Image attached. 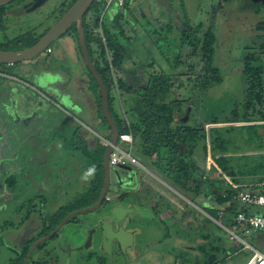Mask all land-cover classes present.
I'll return each instance as SVG.
<instances>
[{
	"label": "rangeland",
	"instance_id": "rangeland-1",
	"mask_svg": "<svg viewBox=\"0 0 264 264\" xmlns=\"http://www.w3.org/2000/svg\"><path fill=\"white\" fill-rule=\"evenodd\" d=\"M168 1L171 10L178 15H172L168 21L166 20V23L162 25L163 29L161 30L163 32H157L161 30L156 29L153 25L154 21L148 16L149 20L138 15L134 10L137 7L136 3L129 5V9H133L135 13H130L134 22L133 26L120 20L123 36L118 34V29L112 24V16L118 12V7L115 5L101 12L98 26L93 24L91 26L92 33L98 35L104 47L106 44L103 29L106 27L112 35L118 37V41L125 51V64L121 69L114 68L111 70L115 84L111 95L113 98L111 106L113 114L128 122L137 121L141 106L140 100L137 98V90L146 84L147 79L152 74L171 75L174 70L172 64L178 61L180 66L175 70V74L180 76L183 84L180 89L172 90L171 98L184 103V108L187 106L186 104L190 105L189 125H195L198 129L204 128L206 133L212 127L246 125L242 122H229L233 121V111L238 113L239 119L242 115L239 104L243 100L244 91V78L241 76V63L244 55L251 52L255 55V58L264 62V49H259L258 45L261 40L257 39V32L254 30L258 17L253 13L254 11L263 13L264 5L257 3L248 5L247 0H230L227 4H221L220 0ZM25 4L27 8L23 10L18 8ZM71 4L72 0H23L15 3L16 6L11 5L13 6L12 13L5 20V25H8L11 29L10 37L13 38L20 34L19 39L21 40L11 42L9 49L23 50L27 48L54 25L60 12L63 14ZM147 12L145 10V14ZM91 13L90 9L85 14V18L90 19ZM53 15L57 18L55 19ZM188 27H191V31L186 32L188 37L186 43L196 37L202 39L208 30L214 31L217 38L214 64L220 70L222 81L203 94L199 91L196 83L190 80L194 77L193 75L199 72L201 63L198 59H191V47L187 44L182 46L180 40L181 34ZM4 28L7 27L4 26ZM0 29V35H2L3 27ZM66 35L67 33L51 45L50 53L44 52L39 56L40 58L35 62L39 61L41 64L39 62L38 64L26 62L23 71L29 73L34 70L50 69L53 72H61V78L64 82L67 77L62 72L68 68L76 74L75 78L77 76L79 78L77 77V79L69 82L68 89L62 91V93L69 95L70 99L81 108H72L67 99L61 98L56 93L50 94L47 89L45 90L48 84L60 81L57 75L46 74L44 84L32 77H25L20 82L13 77L0 79V82L3 81L2 87H10L13 90L11 86L19 84L23 90H27L30 96H33L32 101H35V99L40 100V103H31V106L22 104L17 106L16 109L5 108L1 105V102L6 99V94H0V130L3 134L5 133L4 140L2 142L0 140V142L4 153L11 154L12 151H15L19 155L18 166H15L19 167L20 164L23 168L27 167L28 174L25 176H30V180L36 183L34 188L26 187V190L29 189L27 192L28 197L40 194L39 191L34 190L37 188L46 198L42 212L44 217H49L60 208L63 209L64 213H67L66 206L74 204L78 198L80 199L81 196H84L87 192L89 193L96 174L100 177L99 183L102 182V171L100 168L98 170L94 169L89 155H91L90 152L93 149L91 146L96 142L105 146L109 141L105 139L108 138L106 125L101 126L98 120L100 110L98 109L97 112L95 101H99V92L93 82L89 83L90 79L83 66L78 39L74 34ZM90 50L95 58H99L101 49L97 43L91 44ZM105 56L107 61L110 62L111 54L108 50H106ZM19 65L20 63L15 65L16 68L14 69L8 68L10 70L6 73L15 75V69H18ZM120 79L125 83L124 89L118 86V80ZM88 85H91V88H88ZM178 85V82H175V86ZM236 104L239 106L237 107ZM261 111L264 112V103ZM213 120L219 122V124H209ZM253 120H256V118L254 117ZM74 130L77 131L79 137L74 136ZM258 133L262 134L263 132L259 129ZM11 138H17L18 142L16 144L11 143L9 146L8 141ZM81 138L88 141L87 146H85L86 152L82 151L80 143L77 144V141ZM128 139L129 142H126V144L119 142L118 149L124 154L130 153L138 164L137 162L135 164L128 162L126 166H131L129 170L120 166L110 167V187L107 193L109 200L104 201L98 210L71 219L61 229L56 239L51 238L46 241L43 249L35 250L30 260L39 264H133L131 252L136 246L138 247L137 243L142 247L151 246L161 238L162 233L155 230L153 226L155 223L153 220L157 221V219L154 218L151 210H146L143 207H136V210L133 208L134 214L130 217L127 216L124 225L129 229L133 226L134 228H142L143 233L134 240V245L127 249L126 240L119 241L118 244L111 241L110 223L115 224L118 215L112 214L110 209L118 205L121 206L118 194L127 195L129 192L130 199L134 200L141 192H144L143 194L147 195L145 196L149 199V203L150 201L151 203L155 201L161 203V200L155 198L153 194L161 196L165 200L168 199L171 204L170 212H168L169 216L178 214L176 213L178 211L177 206L185 207L183 215L190 216L192 214V219L198 222V232L195 236L198 238V243L205 245L206 250L236 245L240 250L231 256L226 264H245L252 252L246 250L242 243L230 239L229 234L223 228H226L225 222L220 221L217 216L210 217L201 209L203 205L200 201L211 205L220 214L225 206L217 205L214 198L205 199L200 197V201L199 199L194 201L196 197L191 193L195 185L193 183L194 177L193 180L185 182L187 190L173 187L169 181L160 177L159 173L150 164L148 165L146 161L143 162L141 159L136 158L134 150L132 152L131 136ZM69 141L72 144L75 142L73 147L67 146ZM200 146L199 144L197 147L196 156L199 162L202 163L201 154L199 153ZM262 146L263 148L258 150L255 149V146H248L244 142L236 143L227 155H264V143H262ZM234 148L235 150H233ZM26 155L29 156V160L23 162L21 159ZM166 156L167 154L164 151L162 158L159 160L164 171L168 169ZM153 159L156 161V157ZM243 162H240V164L244 165ZM203 164L205 165L204 176L214 178L220 173L213 165L210 154L207 155ZM8 165L9 163H6V167L0 168V180L7 173ZM231 165H237V162H232ZM89 169H94L92 175L87 180L82 179ZM13 175L10 184L13 189L17 190L21 180H19V176ZM118 179L124 185L122 188L119 186ZM136 184L137 186L134 187ZM126 186L129 187L126 188ZM45 187H47V190ZM145 187H148L151 193H146L145 190L141 191ZM136 188H139L141 192H136ZM125 189L128 191H125ZM17 193L19 192H15V194ZM49 196L53 197L51 199L54 200L53 202L47 200ZM23 199L20 197L17 202H11L8 209L5 206L4 209L0 208V230L3 231L5 216L9 217L12 223L11 226H18L25 220L24 216L28 212L26 213V211H23L24 208L20 210L18 207ZM88 199L80 204L76 203L74 208L84 204L89 205L93 202L90 197ZM130 199L128 198L127 201H131ZM28 205L26 207H29ZM256 210L258 209L255 207H249L250 212ZM116 212L119 214L118 210ZM147 222L153 224L149 223L148 225ZM25 223L20 228L15 227V229L7 231L4 228L5 230L0 236L3 238L4 243V248L0 250L2 253L0 264H8L9 261L17 259L19 255L24 253L29 240L42 236V221L38 218V214L33 213L30 217L27 216ZM159 226L161 224H158L157 227ZM170 229L171 233L174 234V228L171 227ZM203 234L207 238H201ZM243 238L246 243L257 250H261V246L264 245V243L258 241V237H255L254 232ZM1 241L2 239H0ZM6 244L12 245L19 252L12 253L8 251ZM197 253L200 263H202L204 252L198 250ZM213 253L217 254L218 258H222L224 255L223 251Z\"/></svg>",
	"mask_w": 264,
	"mask_h": 264
},
{
	"label": "trees",
	"instance_id": "trees-1",
	"mask_svg": "<svg viewBox=\"0 0 264 264\" xmlns=\"http://www.w3.org/2000/svg\"><path fill=\"white\" fill-rule=\"evenodd\" d=\"M220 1L221 4H227L230 2V0ZM255 1L256 0H247V3L252 4ZM74 2L75 0H72V4ZM115 6L118 7L117 5ZM128 6L129 2L128 0H125L124 4L118 7V12L112 16V24L118 29V34L120 36H123L120 20H123L130 25L134 24ZM90 9L92 11L90 19H86L85 16L83 18V35L85 45L92 63L105 83L108 93L109 111L117 126L119 142L126 144V142L122 141L121 137L131 136L132 152L134 150L136 158L141 159L143 162L146 161L148 165L150 164L159 173L160 177L169 181V183L175 188L187 190L185 182H188V180H191L194 177L195 179L192 180L195 185L193 186L191 192L194 197H204L205 199L214 198L217 205L225 206L220 214L211 205L199 200L203 205V208L201 209H203L212 218H214L213 216H217L220 221L225 222L226 228H230L238 213L242 212L248 214L250 211L248 206L233 199L235 194L241 191L242 188L233 189L224 176H226L233 184L240 186L246 185L250 191L264 193V155H255L256 158L255 156L249 155H227L230 151H232L231 147L240 142H244L248 146H255V149L258 150L263 148L264 112L261 111V107H263L264 103V62L255 58V55L251 52L246 53L242 59L241 76L244 78V91L243 100L241 104H239L242 110V115L239 119L238 113L233 111L232 115L234 118L233 121H230L229 123L242 122L246 125L212 127L207 130V133L204 128L198 129L195 125H189L188 118L190 105L186 104L187 106L184 108V103L171 98L172 90L180 89L183 84L180 76L175 74V70L180 66L178 65V61L172 64L174 70L171 75L152 74L147 79L146 84L137 90V98L140 100L141 105L140 115L137 121L133 120L128 122L125 119L117 117L113 114L111 109L113 99L111 95L115 86L111 70L114 68L121 69L125 64V51L120 45L118 37L112 35L106 27L103 29L106 44L105 47L102 45L98 35H94L92 33L91 26L92 24L94 26H98L99 16L104 10V5L93 3ZM253 13L258 17L254 25V30L257 32V39L259 41L261 40L258 45L259 49L263 50L264 12L260 13L254 11ZM190 31L191 27L186 28V30L181 34L180 40L182 46L187 44L191 47V59H198L201 63L199 72L196 75H193L194 77L190 80H193L196 83L199 91L203 94L208 89L222 81L220 70L214 64L217 38L214 31L208 30L202 39L196 37L186 43L188 40L186 32ZM71 34H74L76 39H78L76 25L72 26L66 36ZM41 37L34 40V42L28 47L37 42ZM93 43H97L101 49L99 58H95L90 50V45ZM106 50H108L111 54L110 62L106 59ZM2 67L5 68V66ZM84 69L87 71L86 74L90 79L89 83L91 84V82H93L98 89L93 77L90 75L85 66ZM75 75L76 74L73 72H67L66 83L68 84L73 79L75 80L77 77L79 78V76L75 78ZM57 76L59 77V80H62L60 74ZM175 82H178L179 85L175 86ZM90 86L88 85V88ZM118 86L121 89L125 88V83L122 79L118 80ZM66 96L68 97V102L71 103L69 95ZM98 100V102L95 101L97 112L98 109L100 110L98 120L100 121L101 126L106 125L108 138L105 139L109 140L110 129L101 111L99 95ZM239 105L236 104L237 107ZM72 108L79 109L81 107L79 105H75ZM254 117L256 120H253ZM209 124H219V122L213 120ZM259 129L262 130V134L258 133ZM73 134L75 137L78 136L77 131L75 130ZM78 143L82 146V151L86 152L85 146H87V142L83 141L81 138L77 141V144ZM199 144L201 145L199 153L201 154L202 163L199 162L196 156ZM92 148L93 149H91L92 152H90L91 155H89V159L90 162L93 163L95 170H98L99 168L101 169L102 182L99 183L100 177L96 174L91 183L89 193L87 192L84 196H81L80 199L78 198L74 204L66 206L68 209L67 213H64L63 209L60 208L54 211L49 217H43L41 220L43 227L42 235H45L49 231L53 230L64 219V217L72 211L88 207L97 201L103 185L102 162L106 147L97 144ZM233 150H235V148ZM164 151L167 154L165 157L168 167L167 171L162 170L159 161L162 158ZM208 154H210V158L214 166L220 172L218 176L214 178L204 176L205 165L203 162H205ZM154 157H156V161L153 159ZM242 161H244V165L240 164ZM232 162H237V165H231ZM134 187H136V185ZM153 196L161 199V196L156 194H153ZM89 197L90 199H93L92 203L74 208L76 203L80 204L82 201L89 200ZM196 198H194V201ZM201 238L205 239L207 237L203 234ZM33 242H35V239L28 241L24 253L19 255L17 259L11 261L10 264H22L23 259ZM43 246L44 243L39 245L35 250H41L43 249ZM198 250L204 252L202 255L203 262L201 264H221L224 263L226 259L236 254L240 248L238 246H232L230 249H219L215 247L212 250H206L205 245L202 244L198 246ZM217 251H223L224 255L222 258H218L217 254L213 253ZM28 264L39 263L29 260Z\"/></svg>",
	"mask_w": 264,
	"mask_h": 264
},
{
	"label": "crops",
	"instance_id": "crops-1",
	"mask_svg": "<svg viewBox=\"0 0 264 264\" xmlns=\"http://www.w3.org/2000/svg\"><path fill=\"white\" fill-rule=\"evenodd\" d=\"M128 2L129 5H131V3H136L137 7L134 10H136L139 16L145 17V19H148V16L150 19H152L154 21L153 25H155L157 30L163 29L162 25L166 23V20L168 21L170 16L178 15L176 12L171 10L168 0H128ZM145 10L148 11L146 14ZM129 12L131 14H135L133 9H129ZM157 32H163V30ZM23 64L25 65L27 63ZM6 68L5 70L9 71L10 69L8 68L14 69V66H6ZM22 72L23 71L15 69V75H9L8 73L7 75L17 76ZM13 152L14 151L11 153ZM142 190H145L146 193H151V190L148 187L141 189V191ZM135 191L138 193L141 192L139 191V188H136ZM143 193L144 192H141L140 195L134 200H131L130 197H127L128 195L123 197L122 193L118 194L121 206L118 205L117 207L115 206L114 208L112 207L110 209L112 214L115 213L114 215H118L115 224L110 223L109 230L111 232V241H114V243L118 244L119 241L121 242L122 240H126L128 244L127 249L134 245V240L143 233L142 228H134L133 226V229H129L124 225V223L126 222L127 216L130 217L134 214L133 208L135 209L136 207H143L144 209H148L153 212L152 215L155 219H157V221L153 220V222H155L153 226L155 230L161 232L162 234L158 242L156 244H152L151 246L147 245L142 247L137 243L138 247L136 246V248L131 252L133 264H201L200 258H198L197 255L198 246L201 244L198 243V238L195 237L196 233L198 232L197 226L199 225L196 220L192 219V214H190V216H187L186 214L183 215L185 207L180 205L177 206L178 211L176 213H178V216L175 214L173 216H169L168 212H170L171 204L169 203L170 201H168V199L165 200L161 197V203L156 201L154 203H151L150 201L149 203V199L146 198L147 195ZM128 198L131 201H127ZM196 199L200 200V198ZM116 210H118L119 214L116 212ZM149 223L150 222H147L148 225ZM158 224H161V226L157 227ZM188 224L190 225L188 226ZM171 227L174 228V234L171 233ZM254 235L255 237H258V241H260V243H264V233L254 232ZM250 246L258 253L264 255V245L261 246V250L255 249L252 245ZM231 247L232 246L225 248L230 249ZM252 254L249 255V258L252 256ZM228 259H226L225 262L221 264H226Z\"/></svg>",
	"mask_w": 264,
	"mask_h": 264
},
{
	"label": "flooded vegetation",
	"instance_id": "flooded-vegetation-1",
	"mask_svg": "<svg viewBox=\"0 0 264 264\" xmlns=\"http://www.w3.org/2000/svg\"><path fill=\"white\" fill-rule=\"evenodd\" d=\"M21 1H23V0H19V1H16V2H14V3H12V4H9V5H6V6H4V7H0V28H2L3 27V29H2V35H0V50H5V51H17V50H11V49H9V46L11 45V42H19L21 39H19V36H20V34H18V36H16V37H10V28L8 27V25L6 26L5 25V20L11 15V13H12V8H13V6H11V5H15V3H17V2H21ZM259 4L258 2H254V3H252V4H248V5H254V4ZM260 5H262V4H260ZM16 6V5H15ZM71 6V5H70ZM69 6V7H70ZM68 7V8H69ZM19 9H21V10H23V9H25V8H27V5L25 4V5H22V6H19L18 7ZM67 8V9H68ZM65 8H63V10H64ZM67 9H65V11L67 10ZM65 11H64V13H65ZM258 12V11H257ZM63 13V14H64ZM62 14V12H60V14H59V18L63 15ZM53 16H55V15H53ZM57 17L55 16V19H56ZM58 18V19H59ZM57 19V20H58ZM55 24V23H54ZM4 26L5 27H7V28H4ZM1 30V29H0ZM45 34V33H44ZM43 34V35H44ZM42 35V36H43ZM63 38V37H62ZM50 49H51V47H50ZM18 50H20V49H18ZM48 57V56H47ZM40 58V57H39ZM46 58V57H45ZM38 58H36L35 60H33L34 62L37 60ZM32 61V62H33ZM39 62V61H38ZM38 62H35V64H38ZM40 63V62H39ZM41 64V63H40ZM17 65V64H16ZM15 66V65H14ZM6 67V66H5ZM21 67V68H20ZM24 67H26L23 63H20V65H19V68L18 69H16V70H20V71H23L24 70ZM14 68H16V67H14ZM31 68H33V67H31ZM49 68V67H48ZM7 69V68H6ZM65 71L64 72H62L63 74H65V75H67V72H71L70 70H68V68L67 69H64ZM67 71V72H66ZM23 72H25V71H23ZM21 73V74H18L17 76H9V75H7V73H6V70H5V68L4 67H2V66H0V79H4V78H6V77H13V78H15V79H17L19 82L20 81H22V79L23 78H25V77H32L33 79H37V76L38 75H40V76H44V74L46 73V74H53V75H58V74H60L61 75V72H57V71H54L53 72V70H50V69H40L39 71H33V72H29V73ZM62 77V76H61ZM67 77V76H66ZM61 81V82H60ZM59 82H56V83H51V84H48V86H46V88H45V90L47 89V91H49L50 92V94H52V93H56V94H58L61 98H64V96H66L67 94H65V93H62V91H64V90H67L68 89V84L66 83V81H62V80H60ZM2 85H3V81L2 82H0V94L2 95V93H4V94H6L5 95V97H6V99H4V101L3 102H1V105L2 106H4L5 108H8V107H10V108H13V109H16L17 108V106H19V105H22V104H25L26 106H31V103H40V100L38 99V100H36L35 99V101H32V97L33 96H30V93H28V91L27 90H23L20 86H19V84H17V85H15V84H13L12 86H11V88L13 87V90L12 89H10V87L9 88H4V87H2ZM5 91H9V92H5ZM7 94H9V96H7ZM25 99H26V102H25ZM31 101V102H28V101ZM70 101H71V103H70V106L71 107H74L76 104L71 100V99H69ZM23 101V102H22ZM6 104H8V105H6ZM0 134H3V132L0 130ZM5 134V133H4ZM4 134L3 135H0V140H1V142H2V140H4ZM7 141H8V139H7ZM83 141H85V139H83ZM1 142H0V168L2 169L3 168V166H5L6 167V163H9V165H8V169H7V173L6 174H4V176L1 178V180H0V208H2V209H4V206H5V208L6 209H8V207H9V205H10V203L11 202H13V203H15V202H17L18 201V199L21 197L22 199H23V201L20 203V205H18V207H19V209L20 210H22V208H24V212L26 211V213H27V215H25L24 216V221L22 222V224H19L18 226H11L12 225V223L10 222V220H9V217L8 216H5L4 217V226L2 227V229H3V231L6 229V231L7 230H10V229H15V227H22L23 225H25L26 223V221H27V216L28 217H30L31 216V214H38V218H40L41 220H42V218L44 217L43 215H42V212H43V206H44V203H45V197L43 196V194L41 193V191L40 190H37V188H35L34 190L35 191H39L40 192V194H38L37 196H35L34 195V197H28V194H27V192L29 191V189H27L26 190V187L28 188V187H33L34 188V185L36 184L35 182H33V181H31L30 180V176L29 177H26L27 176V174H28V172H27V167L26 168H23V166L22 165H20L19 164V167H17L18 166V163H19V160L20 159H18L19 158V155L18 154H16L15 153V151L13 152V153H11V154H8V153H4L3 152V147H2V145H1ZM16 142H18V139L17 138H15V139H13V138H11L10 139V141H8V145L10 146L11 145V143H15L16 144ZM87 143H88V141H86ZM68 143V145L67 146H72L73 147V144H72V142H67ZM71 143V144H70ZM97 144H99L98 142H96L93 146H91V147H94L95 145H97ZM101 145V144H100ZM8 154V155H7ZM29 160V156L28 155H26V156H24V157H22V161L24 162V161H26V160ZM15 165H17V166H15ZM17 167V168H16ZM125 167H131V166H125ZM23 170H25V171H23ZM14 174V175H13ZM6 175V176H5ZM12 175L13 176H19L20 177V179L19 180H21V182L19 181V184H20V186H19V188H17V190L16 189H13L12 187H11V184H10V180H11V177H12ZM26 175V176H25ZM25 176V177H24ZM119 180V186L122 188L124 185H123V183L120 181V179H118ZM136 186H137V184H136ZM110 187V186H109ZM129 186H126V188H128ZM46 188V190H47V187H45ZM134 188V187H133ZM11 191H14V192H11ZM125 191H128L127 189H125ZM15 192H19V193H17V194H15ZM22 193V194H21ZM19 194V195H18ZM128 196L127 197H129V192H128V194H127ZM124 196H126V195H123V197ZM106 197H107V195H106ZM106 197H105V200L104 201H106ZM109 198V197H108ZM51 200V199H53V197L52 196H49V198H47V200ZM52 202L54 201V200H51ZM107 202V201H106ZM22 203L24 204L23 206H22ZM7 204V205H6ZM29 204V205H28ZM103 204V203H102ZM29 206V207H26V206ZM8 212H10L9 210H8ZM25 213V214H26ZM102 223V222H101ZM5 228V229H4ZM1 232H0V236L3 234V231L2 230H0ZM52 231V230H51ZM50 232V231H49ZM48 232V233H49ZM61 232V231H60ZM60 232H58V234L60 233ZM48 233H46V234H48ZM45 234V235H46ZM57 234V235H58ZM56 235V234H55ZM54 235V236H55ZM44 235H42V236H40V237H37V238H35V241L37 240V239H39V238H41V237H43ZM54 236L52 237L53 238V240H55L56 239V237L54 238ZM0 239H2V241L0 242V250L2 249V248H4V243H3V238L2 237H0ZM34 240V239H33ZM28 241V240H27ZM29 241H31V240H29ZM6 248L8 249V251H10V252H12V253H14V252H19V251H17V249L15 248V247H13L12 245H9V244H6ZM2 253H1V251H0V255H1ZM11 263V261H9V263L8 264H10Z\"/></svg>",
	"mask_w": 264,
	"mask_h": 264
},
{
	"label": "water",
	"instance_id": "water-1",
	"mask_svg": "<svg viewBox=\"0 0 264 264\" xmlns=\"http://www.w3.org/2000/svg\"><path fill=\"white\" fill-rule=\"evenodd\" d=\"M19 0H0V7L12 4ZM94 0H75V2L65 11V13L55 22V24L33 45L23 50L17 51H5L0 50V66H14L18 63L31 62L32 60L39 58V56L46 51V49L53 43L62 38L73 25L77 26L78 43L82 62L90 75L93 77L100 96L101 111L104 119L106 120L110 129V139L107 141L106 150L103 155V185L97 201L88 207L72 211L48 234L37 239L29 247L22 264H28L34 250L41 244L51 239L55 234L61 231V229L76 216L87 214L98 210L105 200L110 186V166L109 157L114 150L118 148L119 135L117 126L111 116L108 104V93L104 81L98 74L94 64L92 63L88 51L86 49L84 35H83V18L93 5ZM259 4L264 5V0H256ZM46 76V73L44 74ZM44 76H37L38 82L45 83ZM48 86V85H47ZM67 99V96H64ZM121 168L129 167L120 166Z\"/></svg>",
	"mask_w": 264,
	"mask_h": 264
},
{
	"label": "built area",
	"instance_id": "built-area-1",
	"mask_svg": "<svg viewBox=\"0 0 264 264\" xmlns=\"http://www.w3.org/2000/svg\"><path fill=\"white\" fill-rule=\"evenodd\" d=\"M93 3L103 4L104 9L108 10L112 5H117L118 7L124 4L123 0H94ZM51 49L48 47L45 53H50ZM129 136L121 137L122 141L129 142ZM106 147V145H105ZM130 162L135 164L137 161L133 159L131 154H124L117 148L109 157V166H126ZM138 164V162H137ZM214 165V164H213ZM226 181L230 184L233 189L242 188L233 199L243 205L248 207H255L258 210L250 212L248 214L238 213L234 219V223L230 228H225V231L229 234L230 239L238 241L244 245V248L253 252L252 256L245 264H264V255L255 251L248 243L244 241V236H248L251 232H262L264 233V193L257 191L248 190L247 186H240L233 184L226 176H224ZM109 198L106 197V201ZM221 216V215H220ZM242 236V237H241Z\"/></svg>",
	"mask_w": 264,
	"mask_h": 264
},
{
	"label": "clouds",
	"instance_id": "clouds-1",
	"mask_svg": "<svg viewBox=\"0 0 264 264\" xmlns=\"http://www.w3.org/2000/svg\"><path fill=\"white\" fill-rule=\"evenodd\" d=\"M93 170H94V169H89V170L84 174V176L82 177V179L87 180V179L92 175Z\"/></svg>",
	"mask_w": 264,
	"mask_h": 264
}]
</instances>
